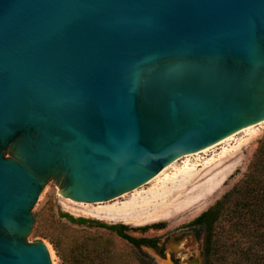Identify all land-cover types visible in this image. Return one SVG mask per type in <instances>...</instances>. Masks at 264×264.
Returning a JSON list of instances; mask_svg holds the SVG:
<instances>
[{
	"label": "water",
	"instance_id": "1",
	"mask_svg": "<svg viewBox=\"0 0 264 264\" xmlns=\"http://www.w3.org/2000/svg\"><path fill=\"white\" fill-rule=\"evenodd\" d=\"M264 122V0H0V264L45 184L108 201Z\"/></svg>",
	"mask_w": 264,
	"mask_h": 264
},
{
	"label": "rangeland",
	"instance_id": "2",
	"mask_svg": "<svg viewBox=\"0 0 264 264\" xmlns=\"http://www.w3.org/2000/svg\"><path fill=\"white\" fill-rule=\"evenodd\" d=\"M263 137L264 122L190 158L199 165L188 172L179 160L160 178L105 202L68 203L45 184L28 240L48 247L51 264H203L204 229L190 222L241 177ZM100 223L124 224L125 235L145 241L135 246Z\"/></svg>",
	"mask_w": 264,
	"mask_h": 264
},
{
	"label": "trees",
	"instance_id": "3",
	"mask_svg": "<svg viewBox=\"0 0 264 264\" xmlns=\"http://www.w3.org/2000/svg\"><path fill=\"white\" fill-rule=\"evenodd\" d=\"M61 216L87 221L65 213ZM190 223L204 229L203 264H264V137L241 177ZM100 225L135 246L145 241L125 235L124 224Z\"/></svg>",
	"mask_w": 264,
	"mask_h": 264
},
{
	"label": "bare ground",
	"instance_id": "4",
	"mask_svg": "<svg viewBox=\"0 0 264 264\" xmlns=\"http://www.w3.org/2000/svg\"><path fill=\"white\" fill-rule=\"evenodd\" d=\"M261 123H263V122H260V123H258V124H261ZM258 124H255V125H258ZM255 125H252V126H249V127L243 128V129H240L238 132L240 133V132H244V131L250 130V129H251L252 127H254ZM238 132L236 131V133H232V134L226 136L225 138H223V139L217 141L216 143L210 145L209 147H207V148L204 149L203 151L187 153V154H185V155H183V156H181V157H178V158L175 159L173 162H171L170 164H168V165H166L164 168H162V169H161L156 175H154V176H153L151 179H149L146 183H148L150 180H152V179H154V178L158 179V178H160L161 176L165 175V174L167 173L168 170L172 169V168L175 166V164H176L179 160H182V159H183V161H182L183 163H182V167H181V168H182L183 170H186V171L188 172V170L193 169V168H194L195 166H197V164H198V163H196V162H192L190 158H192V157H194V156H196V157L198 156V157H199V154L206 153V152H208V150L213 149L214 147H217V145L222 144V143H225V142H228L229 140L233 139V137H234L236 134H238ZM223 152H224V151H223ZM223 152L220 153L219 155L223 154ZM198 157H197V158H198ZM198 165H199V164H198ZM146 183H144V184H146ZM144 184H142V185H144ZM142 185H140V186H142ZM140 186H138V187H140ZM138 187H136V188H138ZM136 188H134L133 190H135ZM131 191H132V190H131ZM131 191H129V192H131ZM126 193H128V192H125V193H123V194H126ZM123 194H121L120 196H122ZM117 197H119V196H117ZM114 198H116V197H114ZM114 198H112V199H114ZM112 199H110V200H112ZM108 201H109V200H108ZM103 202H105V201H103ZM93 203H95V202H93ZM96 203H97V202H96ZM87 204H88V203H87ZM83 205H84V204H83ZM47 248H48V247H47ZM48 250H49V249H48Z\"/></svg>",
	"mask_w": 264,
	"mask_h": 264
}]
</instances>
